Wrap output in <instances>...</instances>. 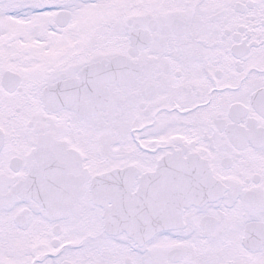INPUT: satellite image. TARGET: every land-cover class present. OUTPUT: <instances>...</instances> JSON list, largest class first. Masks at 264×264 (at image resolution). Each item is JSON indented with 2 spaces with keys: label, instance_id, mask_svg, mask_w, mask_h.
I'll return each mask as SVG.
<instances>
[{
  "label": "snow or ice",
  "instance_id": "6c2138e0",
  "mask_svg": "<svg viewBox=\"0 0 264 264\" xmlns=\"http://www.w3.org/2000/svg\"><path fill=\"white\" fill-rule=\"evenodd\" d=\"M0 264H264V0H0Z\"/></svg>",
  "mask_w": 264,
  "mask_h": 264
}]
</instances>
